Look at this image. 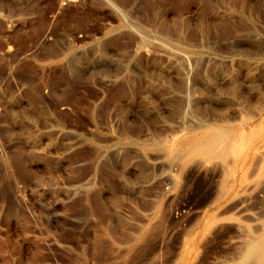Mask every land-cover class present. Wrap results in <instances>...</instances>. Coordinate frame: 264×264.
Masks as SVG:
<instances>
[{"label": "rangeland", "instance_id": "1", "mask_svg": "<svg viewBox=\"0 0 264 264\" xmlns=\"http://www.w3.org/2000/svg\"><path fill=\"white\" fill-rule=\"evenodd\" d=\"M258 161L264 0H0V264L240 263Z\"/></svg>", "mask_w": 264, "mask_h": 264}, {"label": "bare ground", "instance_id": "2", "mask_svg": "<svg viewBox=\"0 0 264 264\" xmlns=\"http://www.w3.org/2000/svg\"><path fill=\"white\" fill-rule=\"evenodd\" d=\"M253 132H254L253 134H250V135L248 134V136L245 135V136H242L241 138H236V137H233L231 132L223 130V129H219V128L207 129V130H205L201 140H199L198 142L191 143L190 146L188 148H186V149H187V151H190L192 153L193 152H198L199 154H201L204 157H207L209 159H211V158L212 159H216L217 158V159L221 160L224 164L225 163L228 164L227 161L229 160L230 156L235 155L236 153H237V155H239V154L243 155L241 150H242L243 146L245 145V143L251 141L253 139V137H255L257 135V134H255V131H253ZM258 137H259V135H258ZM249 144H250V142H249ZM184 145H185V143H184ZM245 147L247 148V146H245ZM260 150H261V147H260ZM262 158H260L259 160H262ZM255 159H256V157H255ZM258 162H259V166L258 165L257 166L259 168H257L256 171H257V173L259 172L258 176L259 177L261 176L260 178L264 179V177H262V176H264V161H262V162L258 161ZM235 168H234V171H235ZM252 168H254V166H252ZM258 169H259V171H258ZM226 170H228V169H226ZM226 173H227V171H226ZM223 175H225V173ZM246 178L249 179V177H245L243 179L245 180ZM233 180H235V179H233ZM228 182L229 181H224V179H223V181L220 183L217 196L215 195L216 196V198H215L216 202L222 200L223 197H225L226 195L229 194V192H230L229 188H231L230 186H232V185L229 184L230 186H228V184H227ZM231 191H232V188H231ZM236 196L237 195H235V197ZM248 239L249 240H247V242L245 241V243H244L243 250H242V255L240 257V263L238 262L236 264H264V225L262 227L260 226L258 231H256V228H255V231L253 229V231L250 232Z\"/></svg>", "mask_w": 264, "mask_h": 264}, {"label": "built area", "instance_id": "3", "mask_svg": "<svg viewBox=\"0 0 264 264\" xmlns=\"http://www.w3.org/2000/svg\"><path fill=\"white\" fill-rule=\"evenodd\" d=\"M64 2L66 1V0H63ZM183 211L180 209V210H176L175 211V213H174V215H175V218H177V219H179V218H181L182 216H183Z\"/></svg>", "mask_w": 264, "mask_h": 264}]
</instances>
